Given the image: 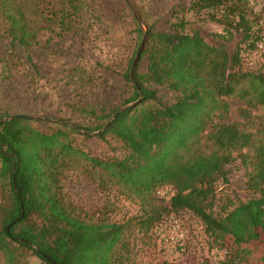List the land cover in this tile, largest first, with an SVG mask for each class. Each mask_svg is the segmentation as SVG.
I'll list each match as a JSON object with an SVG mask.
<instances>
[{
    "label": "trees",
    "instance_id": "1",
    "mask_svg": "<svg viewBox=\"0 0 264 264\" xmlns=\"http://www.w3.org/2000/svg\"><path fill=\"white\" fill-rule=\"evenodd\" d=\"M78 4L67 0L61 8L48 10L53 12L48 20L58 18L61 30L69 29L70 22H78ZM248 4L190 0L185 10L176 12L190 11L221 25L217 43H209L198 31L186 32L183 16L167 21V27L152 23L145 29L135 16L139 42L123 72L129 89L120 103L140 99L135 105L84 109L87 125L26 115L0 122V253L5 264H23L26 252L37 264H119L117 245L123 246L128 225L147 233L170 213L183 210L202 222L213 237V248H227L220 264H244L225 242L228 237L233 244L250 242L264 229V128L257 137L245 123L228 120L226 97L245 102L238 113L245 120L249 108L264 105V65H242L243 52L257 49L261 39ZM2 20L11 50L27 51L37 32L23 22L13 0H0ZM235 35L240 37L228 50L226 43ZM26 57L31 60L28 52ZM158 88L168 89L171 100L164 102ZM7 116L0 110V120ZM77 136L114 141L119 152L92 155ZM204 136L210 147L202 145ZM236 161L253 196L237 204L230 201L215 213L216 184L228 181L227 166ZM81 167L97 171L101 183L116 184L140 198L142 214L127 226L89 218L63 189L66 173ZM162 185L174 190L166 205L148 198Z\"/></svg>",
    "mask_w": 264,
    "mask_h": 264
},
{
    "label": "rangeland",
    "instance_id": "2",
    "mask_svg": "<svg viewBox=\"0 0 264 264\" xmlns=\"http://www.w3.org/2000/svg\"><path fill=\"white\" fill-rule=\"evenodd\" d=\"M66 1L13 0L23 22L37 32L29 51L20 47L11 50L5 32L6 21H0V110L8 115L62 118L87 125L84 109L123 107L120 103L129 89L123 72L139 42L135 16L143 29L152 23L164 28L167 21L183 16L185 31H198L209 43L220 40L215 34L222 33L223 28L197 18L190 11L177 16L176 12L185 10L190 0H79L78 22H70V28L62 31L58 18L48 20L53 14L48 10H57ZM248 7L256 16L254 28L261 36L257 49L243 52L242 65L250 69L264 65V0H249ZM239 37L235 35L226 43L228 50ZM27 52L31 60L27 59ZM158 96L165 102L171 100L172 93L158 88ZM226 100L228 120L245 123V128L261 137L264 105L249 108L250 118L245 120L238 116L239 109L246 107L245 102L236 96H228ZM77 140L92 155L112 157L119 152L114 141L105 142L94 136H77ZM204 140L206 136L201 140L202 145L210 147V141ZM227 169L228 181L216 184L215 213L230 201L237 204L253 196L245 188L246 175L239 162L229 164ZM63 189L94 221L132 224L143 211L140 198L116 184L101 183L97 171H85L83 167L66 173ZM173 192L170 185H162L148 198L153 203L166 205ZM212 240L202 222L190 211L170 213L159 228L147 233L128 225L123 246L117 245V252L122 255L119 264H220L227 248H213ZM225 243L242 263L264 264V229L259 228L250 242L233 244L228 237ZM25 259L23 264L39 262L31 252H26ZM0 264H5L1 253Z\"/></svg>",
    "mask_w": 264,
    "mask_h": 264
},
{
    "label": "water",
    "instance_id": "3",
    "mask_svg": "<svg viewBox=\"0 0 264 264\" xmlns=\"http://www.w3.org/2000/svg\"><path fill=\"white\" fill-rule=\"evenodd\" d=\"M139 56V52H137V54H136V58ZM140 101V99H137L136 101H134V102H132L131 104H129V105H125V106H123V107H120L119 108V110H121V109H124L125 107H127V106H132V105H135V104H137L138 102ZM19 116H21V117H24L25 115H20V114H12V115H9V116H7V117H4V118H2L1 120H0V122L1 121H5V120H8V119H10V118H13V117H19ZM26 116H29V117H36V116H31V115H26ZM36 118H39V117H36ZM23 216V212L21 213V217ZM13 224V222H11L10 224H8L7 225V227H6V230H5V232H6V234H10L9 233V230H10V227H11V225ZM10 238H12L13 240H16V241H23V242H27V241H25L24 239H22V238H18V237H13V236H11ZM28 243V242H27ZM35 250H37L36 248H34ZM43 256H45L48 260H51L48 256H46V255H44L43 254Z\"/></svg>",
    "mask_w": 264,
    "mask_h": 264
},
{
    "label": "built area",
    "instance_id": "4",
    "mask_svg": "<svg viewBox=\"0 0 264 264\" xmlns=\"http://www.w3.org/2000/svg\"><path fill=\"white\" fill-rule=\"evenodd\" d=\"M175 222H176V220L175 219H173ZM171 238H174V237H171ZM167 240V239H166ZM215 251V250H214ZM217 251H215L214 253H216ZM217 253H220V252H217ZM224 253V252H223Z\"/></svg>",
    "mask_w": 264,
    "mask_h": 264
}]
</instances>
